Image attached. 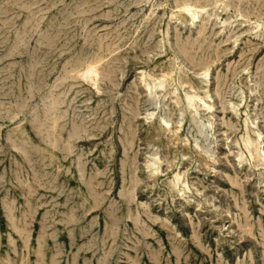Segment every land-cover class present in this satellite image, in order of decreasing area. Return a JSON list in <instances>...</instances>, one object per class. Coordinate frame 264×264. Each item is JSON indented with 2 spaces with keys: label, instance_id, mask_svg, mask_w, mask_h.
Returning <instances> with one entry per match:
<instances>
[{
  "label": "rangeland",
  "instance_id": "1",
  "mask_svg": "<svg viewBox=\"0 0 264 264\" xmlns=\"http://www.w3.org/2000/svg\"><path fill=\"white\" fill-rule=\"evenodd\" d=\"M263 160L264 0H0V264H264Z\"/></svg>",
  "mask_w": 264,
  "mask_h": 264
},
{
  "label": "bare ground",
  "instance_id": "2",
  "mask_svg": "<svg viewBox=\"0 0 264 264\" xmlns=\"http://www.w3.org/2000/svg\"><path fill=\"white\" fill-rule=\"evenodd\" d=\"M184 8V10L185 11H187V12H191L192 10L190 9V7L189 6H184L183 7ZM192 14V19H195L196 18V13H191ZM190 14V15H191ZM204 74H207V72L206 73H204ZM83 75H84V78H88V79H92V77H93V75L95 76H97V70H96V67L94 66V65H90V66H88L86 69H85V71L83 72ZM93 82V81H92ZM94 84V83H93ZM189 95H191V94H189ZM186 97H187V99L189 100V102H188V105H192L193 106V102H194V100L192 99V97L191 96H188V95H186ZM201 99V98H200ZM199 100V99H198ZM198 100H197V102H198ZM200 101V100H199ZM204 102V101H203ZM197 105V104H196ZM163 122H166L165 120H163ZM244 144V143H243ZM251 144V143H250ZM249 141H247L246 143H245V145H246V147H248L249 145ZM252 144H254V143H252ZM251 144V145H252ZM245 147V146H244ZM254 147V146H253ZM252 147V148H253ZM249 148V147H248ZM257 151V149L254 151V152H256ZM258 154V153H257ZM250 155V154H249ZM264 161V160H263ZM150 163V166H153V165H155L156 163H157V161H151V162H149ZM154 168V167H153ZM178 176V175H177Z\"/></svg>",
  "mask_w": 264,
  "mask_h": 264
}]
</instances>
